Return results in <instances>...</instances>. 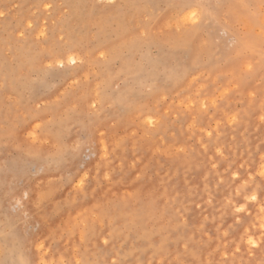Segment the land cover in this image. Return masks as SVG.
Here are the masks:
<instances>
[{
  "label": "rangeland",
  "instance_id": "rangeland-1",
  "mask_svg": "<svg viewBox=\"0 0 264 264\" xmlns=\"http://www.w3.org/2000/svg\"><path fill=\"white\" fill-rule=\"evenodd\" d=\"M0 13V264H264V0Z\"/></svg>",
  "mask_w": 264,
  "mask_h": 264
},
{
  "label": "snow or ice",
  "instance_id": "snow-or-ice-1",
  "mask_svg": "<svg viewBox=\"0 0 264 264\" xmlns=\"http://www.w3.org/2000/svg\"><path fill=\"white\" fill-rule=\"evenodd\" d=\"M0 15H3V13H0ZM196 15H197V13L194 11V12L192 13V17L195 18ZM69 63L75 64L76 61H75L74 59H72V60L69 61ZM61 67H63V64H61ZM247 71H248V72H251V71H252V65H248V67H247ZM260 175H261L262 177H264V171H261ZM82 183H83V182H82ZM262 183H264V181H262ZM246 199H251V200L255 201V200L257 199V197H256L255 194H252V195H250V196H246ZM242 210H243L242 208H238V209H237V211H242ZM248 243L251 244V245H255V241H254V240H251V239H249Z\"/></svg>",
  "mask_w": 264,
  "mask_h": 264
},
{
  "label": "bare ground",
  "instance_id": "bare-ground-1",
  "mask_svg": "<svg viewBox=\"0 0 264 264\" xmlns=\"http://www.w3.org/2000/svg\"><path fill=\"white\" fill-rule=\"evenodd\" d=\"M184 20V19H183ZM187 21V20H186ZM247 45V44H246ZM70 58V57H69ZM72 58V57H71ZM75 60V59H74ZM195 61V60H194ZM223 92V91H222ZM203 101V100H202ZM193 125H194V123H193ZM263 171H264V169H263ZM123 202V201H122ZM162 208V207H161ZM113 218V217H112ZM118 218V217H117ZM150 218V217H149ZM146 223V222H145ZM160 229V228H159ZM117 235V234H116ZM168 237V236H167ZM174 239V238H173ZM180 240V239H179ZM185 241V240H184ZM118 245V244H117ZM139 247V246H138ZM199 256V255H198ZM182 263V262H181Z\"/></svg>",
  "mask_w": 264,
  "mask_h": 264
}]
</instances>
